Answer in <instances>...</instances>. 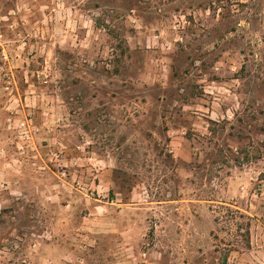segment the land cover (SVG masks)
Returning <instances> with one entry per match:
<instances>
[{
	"label": "rangeland",
	"instance_id": "obj_1",
	"mask_svg": "<svg viewBox=\"0 0 264 264\" xmlns=\"http://www.w3.org/2000/svg\"><path fill=\"white\" fill-rule=\"evenodd\" d=\"M0 264H264V0H0Z\"/></svg>",
	"mask_w": 264,
	"mask_h": 264
}]
</instances>
